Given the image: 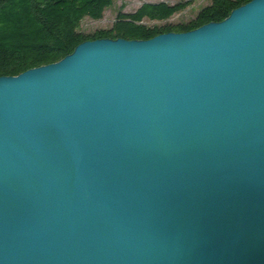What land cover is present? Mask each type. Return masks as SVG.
I'll return each instance as SVG.
<instances>
[{
	"label": "water",
	"instance_id": "water-1",
	"mask_svg": "<svg viewBox=\"0 0 264 264\" xmlns=\"http://www.w3.org/2000/svg\"><path fill=\"white\" fill-rule=\"evenodd\" d=\"M0 264H264V0L0 77Z\"/></svg>",
	"mask_w": 264,
	"mask_h": 264
},
{
	"label": "trees",
	"instance_id": "trees-1",
	"mask_svg": "<svg viewBox=\"0 0 264 264\" xmlns=\"http://www.w3.org/2000/svg\"><path fill=\"white\" fill-rule=\"evenodd\" d=\"M113 0H0V77H15L56 63L85 41L96 39L149 40L165 33H184L226 19L231 10L252 0H210L184 24L147 27L144 20L165 21L188 2L142 4L133 13H117L110 29L91 35L78 31L84 18L99 20Z\"/></svg>",
	"mask_w": 264,
	"mask_h": 264
},
{
	"label": "rangeland",
	"instance_id": "rangeland-1",
	"mask_svg": "<svg viewBox=\"0 0 264 264\" xmlns=\"http://www.w3.org/2000/svg\"><path fill=\"white\" fill-rule=\"evenodd\" d=\"M188 2L189 5L184 10L174 14L171 18L165 21H148L144 20V25L147 27L162 26L165 24H184L193 20L198 11L207 6L210 0H113L110 7L106 8L99 20L84 18L79 25L78 31L84 35H91L98 30L110 29L116 19L117 13H133L142 4H158L164 3L174 5L177 3Z\"/></svg>",
	"mask_w": 264,
	"mask_h": 264
}]
</instances>
